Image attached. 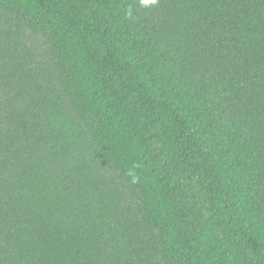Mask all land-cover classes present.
Masks as SVG:
<instances>
[{"label": "trees", "instance_id": "trees-1", "mask_svg": "<svg viewBox=\"0 0 264 264\" xmlns=\"http://www.w3.org/2000/svg\"><path fill=\"white\" fill-rule=\"evenodd\" d=\"M0 264H264V0H0Z\"/></svg>", "mask_w": 264, "mask_h": 264}, {"label": "clouds", "instance_id": "clouds-1", "mask_svg": "<svg viewBox=\"0 0 264 264\" xmlns=\"http://www.w3.org/2000/svg\"><path fill=\"white\" fill-rule=\"evenodd\" d=\"M155 0H142V3L144 4H149V3H154Z\"/></svg>", "mask_w": 264, "mask_h": 264}]
</instances>
